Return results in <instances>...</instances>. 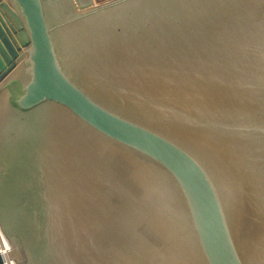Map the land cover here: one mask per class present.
Returning a JSON list of instances; mask_svg holds the SVG:
<instances>
[{
	"label": "water",
	"instance_id": "obj_1",
	"mask_svg": "<svg viewBox=\"0 0 264 264\" xmlns=\"http://www.w3.org/2000/svg\"><path fill=\"white\" fill-rule=\"evenodd\" d=\"M0 264H264V0H0Z\"/></svg>",
	"mask_w": 264,
	"mask_h": 264
},
{
	"label": "built area",
	"instance_id": "obj_2",
	"mask_svg": "<svg viewBox=\"0 0 264 264\" xmlns=\"http://www.w3.org/2000/svg\"><path fill=\"white\" fill-rule=\"evenodd\" d=\"M4 241H3V240ZM4 242H6V246L4 245ZM8 250V243H7V241H6V239H5V237H4V235H3V233L1 232V230H0V253H2V252H4V251H7ZM8 261H12V260H10V259H7V260H5V262H4V264H7V262ZM13 262V261H12ZM14 263V262H13Z\"/></svg>",
	"mask_w": 264,
	"mask_h": 264
},
{
	"label": "bare ground",
	"instance_id": "obj_3",
	"mask_svg": "<svg viewBox=\"0 0 264 264\" xmlns=\"http://www.w3.org/2000/svg\"><path fill=\"white\" fill-rule=\"evenodd\" d=\"M3 240V239H2ZM4 241V240H3ZM4 245L6 246V242H4ZM7 264H14L12 261H8Z\"/></svg>",
	"mask_w": 264,
	"mask_h": 264
}]
</instances>
